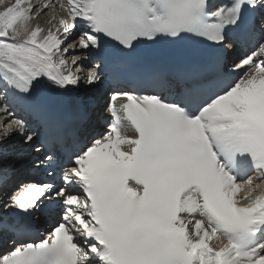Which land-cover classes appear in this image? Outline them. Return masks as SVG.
<instances>
[{
  "label": "snow or ice",
  "instance_id": "obj_1",
  "mask_svg": "<svg viewBox=\"0 0 264 264\" xmlns=\"http://www.w3.org/2000/svg\"><path fill=\"white\" fill-rule=\"evenodd\" d=\"M187 40L204 64L113 92L107 129L75 148L18 112ZM14 138L45 178L11 192L0 264H264V0H0V189Z\"/></svg>",
  "mask_w": 264,
  "mask_h": 264
},
{
  "label": "bare ground",
  "instance_id": "obj_2",
  "mask_svg": "<svg viewBox=\"0 0 264 264\" xmlns=\"http://www.w3.org/2000/svg\"><path fill=\"white\" fill-rule=\"evenodd\" d=\"M34 3H40V0H33ZM47 19V17H45L44 19H41L40 20V23L43 24L45 22V20ZM83 59H87L86 57H83ZM28 145H26L22 139L20 138H14L12 140H10L9 142H7L4 146V153H6L5 157H4V161L3 163L7 160V159H10L12 158L16 151V149H20V151L17 153H26L28 152V150H26L28 147ZM30 156V154H24V157L23 158V161H21L20 163L23 164L24 160L26 159V157ZM9 170H12L13 172H15L16 170L12 169V168H9ZM17 176H21V171H19L18 173H15ZM6 176V174H5ZM6 202H9L8 200H6Z\"/></svg>",
  "mask_w": 264,
  "mask_h": 264
},
{
  "label": "rangeland",
  "instance_id": "obj_3",
  "mask_svg": "<svg viewBox=\"0 0 264 264\" xmlns=\"http://www.w3.org/2000/svg\"><path fill=\"white\" fill-rule=\"evenodd\" d=\"M19 158H17V159H15V164H17V163H19L21 160H19V161H17ZM18 165V164H17ZM14 166H16V165H14Z\"/></svg>",
  "mask_w": 264,
  "mask_h": 264
}]
</instances>
